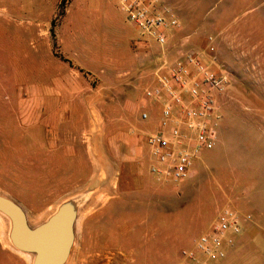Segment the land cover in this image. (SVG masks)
<instances>
[{
    "label": "rangeland",
    "instance_id": "374dc122",
    "mask_svg": "<svg viewBox=\"0 0 264 264\" xmlns=\"http://www.w3.org/2000/svg\"><path fill=\"white\" fill-rule=\"evenodd\" d=\"M83 1L0 0V193L22 205L33 226L64 201H79L66 264H181L182 250L225 205L252 218L213 264H264V0H151L180 20L158 57L203 52L212 36L232 74L219 97L217 145L177 184L151 175L147 141L129 143L148 120L146 87L126 95L136 78L80 67L75 58L94 55L93 41L72 52L62 45L68 9ZM3 217L0 264H33Z\"/></svg>",
    "mask_w": 264,
    "mask_h": 264
},
{
    "label": "built area",
    "instance_id": "2783aa9c",
    "mask_svg": "<svg viewBox=\"0 0 264 264\" xmlns=\"http://www.w3.org/2000/svg\"><path fill=\"white\" fill-rule=\"evenodd\" d=\"M130 22L160 46L180 20L171 10L157 9L151 0H120ZM213 37L205 51L190 47L170 60L164 54L155 70V84L146 89L150 101L161 105L159 127L146 137L158 163L151 168L158 179L180 183L191 176L204 151L217 145L220 126L219 97L232 82L225 64L218 62ZM148 119L149 112H142ZM251 214L223 206L210 229L200 234L192 248L183 249L181 264H213L227 256Z\"/></svg>",
    "mask_w": 264,
    "mask_h": 264
},
{
    "label": "crops",
    "instance_id": "0c3cea01",
    "mask_svg": "<svg viewBox=\"0 0 264 264\" xmlns=\"http://www.w3.org/2000/svg\"><path fill=\"white\" fill-rule=\"evenodd\" d=\"M83 3L85 6H72L68 9L66 24L60 35L62 45L67 46V51H71L73 47H85L88 40L93 41L99 47L96 53L90 57L81 54L75 58L80 67L100 70L101 75L108 79L116 77L125 81L132 77L136 78L133 82L134 86H124L123 92L126 95L128 93L139 94L141 87L147 89L153 86L155 70L158 60L161 59L158 57L157 45L161 49L170 47L172 29L169 31L167 44L162 47L140 29L141 32H136L135 26L121 8L120 0H84ZM178 52L181 53V51ZM175 53L177 54V52ZM91 62L94 63L93 66H90ZM124 102L126 105L123 108H128V102ZM69 103L73 108L74 102L69 100ZM143 106H147L145 108L149 112L148 120L145 125L143 124L141 132L137 131L129 136V143L140 144L139 146H142L144 141L146 142L147 134H143L142 131H156L162 114L159 103L149 102L148 104V101H145ZM63 108L65 111L69 106ZM153 157L154 159L149 164V171L154 179L160 184H164V181L174 183L167 179H158L152 172V166L158 163L154 155ZM125 170L118 166L117 172L126 173Z\"/></svg>",
    "mask_w": 264,
    "mask_h": 264
},
{
    "label": "water",
    "instance_id": "95a60500",
    "mask_svg": "<svg viewBox=\"0 0 264 264\" xmlns=\"http://www.w3.org/2000/svg\"><path fill=\"white\" fill-rule=\"evenodd\" d=\"M79 201L71 198L44 222L33 226L26 210L0 193V213L10 221L9 237L18 250L33 255V264H66L76 237Z\"/></svg>",
    "mask_w": 264,
    "mask_h": 264
},
{
    "label": "bare ground",
    "instance_id": "6f19581e",
    "mask_svg": "<svg viewBox=\"0 0 264 264\" xmlns=\"http://www.w3.org/2000/svg\"><path fill=\"white\" fill-rule=\"evenodd\" d=\"M0 223H1V228L3 227V225L6 223L5 218L3 217V215L0 214ZM5 227V226H4Z\"/></svg>",
    "mask_w": 264,
    "mask_h": 264
}]
</instances>
